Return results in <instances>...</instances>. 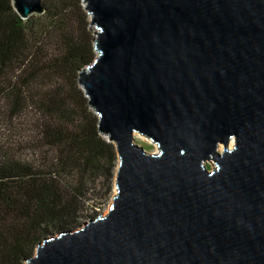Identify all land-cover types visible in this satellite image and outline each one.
<instances>
[{
	"label": "water",
	"instance_id": "95a60500",
	"mask_svg": "<svg viewBox=\"0 0 264 264\" xmlns=\"http://www.w3.org/2000/svg\"><path fill=\"white\" fill-rule=\"evenodd\" d=\"M82 1L97 54L78 82L116 146L117 192L26 262L264 264V0Z\"/></svg>",
	"mask_w": 264,
	"mask_h": 264
},
{
	"label": "trees",
	"instance_id": "16d2710c",
	"mask_svg": "<svg viewBox=\"0 0 264 264\" xmlns=\"http://www.w3.org/2000/svg\"><path fill=\"white\" fill-rule=\"evenodd\" d=\"M43 8L23 18L0 0V117L15 129L0 144V264H26L45 237L94 218L118 165L78 82L97 54L83 1Z\"/></svg>",
	"mask_w": 264,
	"mask_h": 264
},
{
	"label": "rangeland",
	"instance_id": "374dc122",
	"mask_svg": "<svg viewBox=\"0 0 264 264\" xmlns=\"http://www.w3.org/2000/svg\"><path fill=\"white\" fill-rule=\"evenodd\" d=\"M88 17L90 20V16H88ZM90 29H91L92 34L94 36V34H95L94 27L90 26ZM13 131H15V129L13 127H11V123L9 124L6 120H4V118L0 117V144H5V143L11 141V136H12V138H14ZM135 141L139 145L143 146L145 148V150H147L148 152L158 153L160 151L159 146L148 137H146V139H141L140 137L137 136L135 138ZM233 145L232 146L229 145V147L232 148ZM223 148H224V145L220 144L219 145V151H222ZM206 165L209 166L208 167L209 169H212L216 166V163L214 161H207ZM116 192L117 191H116L115 178H114L113 188L107 196H106V194H104V190L96 191V193L94 194L95 196H97L95 199L96 205L93 204V201H91L92 205H94V206H91V205L89 206L90 212L92 209H95L97 212L96 215H98L100 213H102L104 215L107 214L109 211L110 205L113 202V197L116 194ZM89 219L90 218L83 219L81 222H79V224H77L74 227H77L78 225H82L85 221H88ZM53 235H57V234L55 233ZM35 253H36V250H35ZM35 253H34V255H35ZM26 264H28V263L26 262Z\"/></svg>",
	"mask_w": 264,
	"mask_h": 264
},
{
	"label": "bare ground",
	"instance_id": "6f19581e",
	"mask_svg": "<svg viewBox=\"0 0 264 264\" xmlns=\"http://www.w3.org/2000/svg\"><path fill=\"white\" fill-rule=\"evenodd\" d=\"M137 136L140 137L141 139H146V137H145L144 135H141V134H135V138H136ZM233 144H234V140H231L230 143H229V145L232 146Z\"/></svg>",
	"mask_w": 264,
	"mask_h": 264
}]
</instances>
